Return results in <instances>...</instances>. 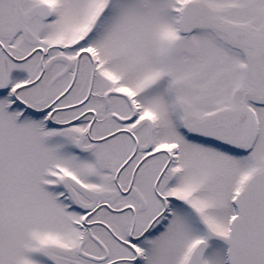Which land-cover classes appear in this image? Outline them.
Listing matches in <instances>:
<instances>
[{"label": "snow or ice", "instance_id": "snow-or-ice-1", "mask_svg": "<svg viewBox=\"0 0 264 264\" xmlns=\"http://www.w3.org/2000/svg\"><path fill=\"white\" fill-rule=\"evenodd\" d=\"M0 264H264V0H0Z\"/></svg>", "mask_w": 264, "mask_h": 264}]
</instances>
